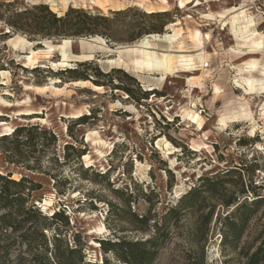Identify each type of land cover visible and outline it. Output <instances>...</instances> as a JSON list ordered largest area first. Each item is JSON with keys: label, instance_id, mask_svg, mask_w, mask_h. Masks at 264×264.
Listing matches in <instances>:
<instances>
[{"label": "rangeland", "instance_id": "obj_1", "mask_svg": "<svg viewBox=\"0 0 264 264\" xmlns=\"http://www.w3.org/2000/svg\"><path fill=\"white\" fill-rule=\"evenodd\" d=\"M57 1L58 11L47 5L57 15L81 9L108 17L107 36H96L105 46L96 40L93 58L74 59L69 66H55L62 61L59 50L47 57L41 54L31 65L27 62L31 50H45V42L59 45L70 40L67 51L81 56L90 50L80 41L96 37L7 34L11 14L7 10L22 12L46 4L0 0L13 3L0 10V137L17 128L36 127L23 134L20 152L15 140H0V173L33 181L36 190L30 193L28 206H39L44 215L66 210L70 226L46 221L45 233L52 238L60 227L69 247L76 246L78 234L86 264H102L106 258L117 262L113 252L104 251L101 240L118 238L158 239L163 249L156 264L199 261L202 249L206 264H224L229 257L231 264H239L240 258L223 246L222 226L216 220L228 213L223 204L239 195L242 183L248 202L256 199L255 193L264 198V43L261 49L252 48L260 41L259 34L264 35V0H191L186 8L180 7L181 0H76L67 6ZM152 9L159 15L150 16ZM242 11L252 18L256 31L246 39L233 32L231 23ZM176 30L179 36L174 41L150 38L151 45L145 48L179 60L192 58L190 68L164 77L160 71L136 73L128 65L132 56L127 52L121 55L126 66L109 64L120 56L119 48L125 50L153 35H174ZM16 35L33 45L15 47L9 40ZM69 68L79 71L73 76L65 72ZM246 80L256 82L255 91L250 92ZM80 81L89 83L84 86ZM144 92L150 95L145 97ZM193 113L200 116L201 127L191 119ZM236 113L251 116L232 118ZM82 116L87 119L79 122ZM6 128H11L9 134H4ZM102 141L105 145H95ZM241 167H246L244 182L238 176L226 177L220 186L225 200L207 202L205 212L216 211L209 232L206 227L197 231L198 214L192 211L181 212L177 222L170 220L166 228L155 231L154 223L176 207L201 176ZM142 217L151 221L138 222ZM263 222L264 206L250 221L241 246L260 244L256 240L264 232ZM27 229L31 231L30 224L25 233ZM11 234L0 230V263L31 260L33 254L19 234Z\"/></svg>", "mask_w": 264, "mask_h": 264}, {"label": "trees", "instance_id": "obj_2", "mask_svg": "<svg viewBox=\"0 0 264 264\" xmlns=\"http://www.w3.org/2000/svg\"><path fill=\"white\" fill-rule=\"evenodd\" d=\"M13 3H0V10L3 7H12ZM6 12V11H5ZM11 13L6 24L10 28L7 34H14L23 32L29 35H41L43 37H62V36H107L105 27L109 22L108 17L92 16L81 9H70L63 16H58L52 12L47 5H37L32 9H27L22 12ZM31 15V16H29ZM159 14H150L155 16ZM27 17V18H26ZM6 34V35H7ZM79 69H67L65 72L77 74ZM121 73V70H113ZM99 75H108L99 73ZM129 95L132 94L130 89L125 90ZM155 94V93H154ZM157 94V93H156ZM143 95L147 97L149 92H144ZM145 99V98H144ZM86 117L82 116L78 120L83 122ZM36 127L17 128L11 135H3L0 140L12 139L16 142V150L21 151V146H24V135L28 130H33ZM28 136H26V139ZM73 146H69L71 148ZM258 164H253L256 167ZM252 167V171H254ZM246 167L241 169L233 168L219 172L215 176L203 175L199 179V183L192 187V189L184 194L176 207H173L165 214L161 221L154 223V229L158 233L162 228H166L170 220L173 221L176 217L184 211H192L198 214L197 228L198 232L206 227V232H209L210 226L213 223L216 211L211 209L208 213L205 212L209 207L207 202L211 198L219 197L225 200L220 186L226 181V177L238 176L239 181L244 182L243 172ZM103 176L102 174H100ZM30 184V186H26ZM242 190L239 195L232 196L229 200H225L223 206L227 208L228 213L225 216L219 217L217 215L216 222L221 224L222 242L223 246L230 251L232 255L240 258L239 264H264V232L257 238L256 243L260 242L258 246L243 245L242 240L245 236L250 221L259 213L264 206V198L255 193L256 199L248 202L246 199V189L242 183ZM36 190L33 181L28 178H21L14 180L10 175H2L0 173V230L11 231L12 234H19V239L27 246V252L33 254L31 260L22 259L19 264H86L82 254L80 245V236L77 234L74 237L76 246L69 247L65 240L63 230L59 227L52 238H48L45 231L49 228L46 221L57 222L63 227H69V216L66 215L65 209H60L52 216H46L37 205H29L28 200L30 193ZM255 192V188H252ZM148 199V195H145ZM245 198V199H244ZM130 204V201H128ZM220 218V219H218ZM219 220V221H218ZM140 223H149V218H138ZM175 220V222H177ZM221 222V223H220ZM25 233L26 225H29ZM264 230V222H263ZM160 234V233H159ZM16 240H14V243ZM104 251L113 252L117 262H112L106 258L102 264H156L162 244L158 243V239L153 238L147 241H128L124 238H118L117 241L101 240ZM8 247V246H5ZM8 256V251L4 257ZM232 259L225 260L224 264H231ZM1 264V263H0ZM3 264V263H2ZM189 264H206L203 249L201 251V258L199 261L189 262Z\"/></svg>", "mask_w": 264, "mask_h": 264}, {"label": "bare ground", "instance_id": "obj_3", "mask_svg": "<svg viewBox=\"0 0 264 264\" xmlns=\"http://www.w3.org/2000/svg\"><path fill=\"white\" fill-rule=\"evenodd\" d=\"M59 1H61L60 3H62L64 6H67L68 4H70L72 2H74V3L77 2L76 0H72L71 2H69L70 0H59ZM215 1L218 2L219 0H215ZM191 2H192L191 0H181L180 1V7L181 8H186V6L188 4H190ZM141 3H143V2H141ZM44 4L51 6L52 10H54V11H58L59 10L58 9L59 4H58L57 0H45ZM233 10H235V9H233ZM151 12L154 13L156 11L152 9ZM58 15L62 16L63 13H59ZM209 17H211V16L209 15ZM231 23H232V27H233V32L236 35H239L240 37H242L243 39H246L248 35H255L256 34V31L254 29H252L254 27V22H253L252 18L247 15L246 11H242V12L238 13L236 16L234 15V17L231 20ZM8 30H9V28H8ZM178 30H179V28H178ZM174 33H175L174 35H165V36L153 35V36H149V37H146V38L142 39L141 41H139L135 46L132 45L130 47L123 48L125 50H121L119 48L118 49V53H119L120 56L118 57V59L110 61L109 64H112V65L116 64L118 66H121V65H125L126 66V61L124 59H122L121 55H122L123 52H127L129 54V56H132L131 58H129L130 60H129V64L128 65L131 66L136 73L145 72V71L146 72L160 71L162 73V77H164L165 75L172 74L173 72L177 71V69H179V68H182V69L190 68L192 66L191 64H193V59L192 58H190L188 61L187 60H179L175 56L166 55V54L158 55L156 52L148 51L149 48H145L146 46H150L151 45L150 44V42H151L150 38H153V39L163 38V39L168 40V41H174L179 36V33L177 32V30ZM259 36H260V41L259 42H255L253 44V47H252L253 50L254 49L263 48L262 46H263V43H264V35L259 34ZM194 37L196 39V36H194ZM96 40L97 41L98 40L101 41V46L100 47L103 48V46H105L104 40H102V38H98V37H96L95 39L93 38L92 40H81L80 41L81 44L83 45V47H85L84 45L87 44L88 45L87 49L90 50V52H84L81 56L71 55L67 51V49L71 46V43H72V41H70V40L66 39V40L62 41L61 44H59V45H54V44H51L50 42H45V48L46 49L44 48L45 50H38V51L31 50L30 55H28V57H27V62L29 64H31V65H35L37 63L38 59H39V56H41V54L46 55V57L47 56H51L53 54V52H55L56 50H59V52L61 51V53H62V61L59 62V64L55 65L56 67L59 66V65H61V66H69V63L73 62L74 59L77 60V61H80L82 59L88 60V59L93 58V54L95 53L94 52L95 46L92 43L97 42ZM9 43L14 44L15 47H19V46H23L24 47V46H27V45H29V46L33 45L32 42L27 41L25 39V37L20 36V35L14 36V38L9 40ZM141 49H143V50H141ZM96 53H98V52H96ZM181 58H184V57L181 56ZM198 59L200 61H204V56L203 55H199ZM47 61H49V60H47ZM251 66L253 68H256L258 66V62L253 60V62L251 63ZM263 75H264V71H263ZM246 82L249 84L250 92L251 91H255V89L257 88L256 87V82L254 80H246ZM88 83L89 82H81V81L78 82V84H83L84 86H85V84H88ZM93 87L95 89L99 88V87L94 86V85H93ZM261 87H262L261 90L262 89L264 90V81L261 83ZM4 103L6 104V102H4ZM232 116H233L232 118L238 119V118L248 117V116H251V115L246 114V113H236V114H234ZM191 119L194 120L200 127L202 126V120H201L200 116H198L196 113H193L191 115ZM226 121H227V119H224L221 122L223 124H225ZM2 126H6V124L2 123ZM10 132H11V128H6L4 130V134H9ZM87 139L90 140V136H88ZM95 145L101 146V145H105V143L103 141L102 142H96Z\"/></svg>", "mask_w": 264, "mask_h": 264}, {"label": "water", "instance_id": "obj_4", "mask_svg": "<svg viewBox=\"0 0 264 264\" xmlns=\"http://www.w3.org/2000/svg\"><path fill=\"white\" fill-rule=\"evenodd\" d=\"M38 45H44V44H42V43H38Z\"/></svg>", "mask_w": 264, "mask_h": 264}]
</instances>
